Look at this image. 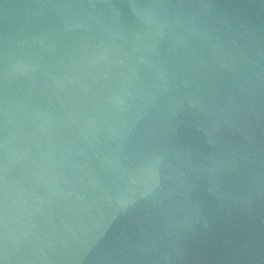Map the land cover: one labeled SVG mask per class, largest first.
<instances>
[{
  "label": "water",
  "instance_id": "95a60500",
  "mask_svg": "<svg viewBox=\"0 0 264 264\" xmlns=\"http://www.w3.org/2000/svg\"><path fill=\"white\" fill-rule=\"evenodd\" d=\"M0 264H264V0H0Z\"/></svg>",
  "mask_w": 264,
  "mask_h": 264
}]
</instances>
